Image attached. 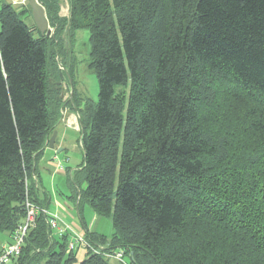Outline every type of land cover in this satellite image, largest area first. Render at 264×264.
Returning a JSON list of instances; mask_svg holds the SVG:
<instances>
[{
  "label": "trees",
  "instance_id": "trees-1",
  "mask_svg": "<svg viewBox=\"0 0 264 264\" xmlns=\"http://www.w3.org/2000/svg\"><path fill=\"white\" fill-rule=\"evenodd\" d=\"M38 1L53 34L23 19L29 3L0 9V233L23 224L27 198L47 206L38 162L69 102L85 154L73 202L115 228L85 224L104 251L79 264H264V0H69V18ZM81 29L97 103L74 88L64 101L56 59ZM69 243L42 214L11 262L74 264Z\"/></svg>",
  "mask_w": 264,
  "mask_h": 264
},
{
  "label": "rangeland",
  "instance_id": "rangeland-1",
  "mask_svg": "<svg viewBox=\"0 0 264 264\" xmlns=\"http://www.w3.org/2000/svg\"><path fill=\"white\" fill-rule=\"evenodd\" d=\"M3 0H0V9L2 7ZM26 4H28V1L26 0ZM60 15L62 17H70V6H69V0H61L60 3ZM23 19L28 24H33V20L30 17H23ZM51 28V27H50ZM51 34L54 33V29L51 28ZM90 30L89 29H81L78 30L75 34L73 42H69L66 40L64 51L66 54L59 55L57 57L58 65L60 66V63L65 60V66L68 68V70L71 73V78H69V81L64 79L63 81V91H64V101H68L69 99H72V89L74 88L76 96L75 99L78 103H84L86 101H93L94 103H97L99 101V92H100V85L99 80L96 71L90 66L91 63V42H90ZM36 36H38V32H36ZM61 69H63L62 66H60ZM88 99V100H87ZM70 106L72 107V104L69 102H66V104L62 107L61 114H63L66 111V107ZM79 113V112H78ZM80 115V114H79ZM79 115H76L78 117V123H79ZM77 121V120H76ZM83 161V156L80 155L77 157V159L74 160V163L72 162L70 167H77L80 165ZM40 175L42 179L41 186L45 187L47 190L48 195L50 197L54 198L55 201V191L54 189H58L59 184V178L55 180H52L50 174L41 173ZM72 194V193H71ZM59 199L62 197L60 195ZM69 196V195H67ZM71 198L74 197V194L70 196ZM63 203V202H62ZM65 202L64 204H66ZM72 206L76 209H72L71 216H66V221L69 224H76L77 226L81 227L80 229V236H85V228L84 225L86 224L88 228H90V232H93L95 235H105L107 237H111L114 232L115 228L113 225V219L110 216H102L97 215L94 210L85 203H81L80 210L77 209V205L74 202H71ZM70 203V204H71ZM52 213H55V211H51ZM56 237L59 238V236L56 235ZM10 235L6 232L0 233V248L1 246L10 241ZM87 256V250H85L83 247H80L77 250V262L74 264H79L82 260H84ZM9 264H14V262H10Z\"/></svg>",
  "mask_w": 264,
  "mask_h": 264
},
{
  "label": "crops",
  "instance_id": "crops-1",
  "mask_svg": "<svg viewBox=\"0 0 264 264\" xmlns=\"http://www.w3.org/2000/svg\"><path fill=\"white\" fill-rule=\"evenodd\" d=\"M4 1L9 2L14 6L20 8H23L27 5L26 0H3V2ZM30 18H32V16H30ZM76 115H79V113L73 105L71 108L70 106L66 107V111L61 115L60 123L56 128V131H58V136L55 141V149H50L47 146L43 152L41 159L38 162V176L40 177V186L42 184L43 179L40 175V172L50 174L52 180H55L58 176V180L60 182L59 184L62 183L58 186V189H54L56 194L55 201L53 197H50V195H48L45 187H41L42 192L45 193V195L49 196V202L46 208L50 212L55 211L60 213L61 217L64 220H66V216L68 217L72 215V209H76L75 206L73 207L71 203L73 202V199L70 196L73 195L74 190L70 182V177L72 176L73 172L83 164L85 158L81 142L82 124L80 121L77 124ZM77 126H79V129L77 128ZM80 155L83 156L82 163L77 167H70L71 163H74V160L77 159V157ZM58 195H60L62 198L59 199ZM65 202L67 203L64 204ZM71 225H73L76 231L80 234L81 227L77 226L74 223ZM86 227L88 228L87 225ZM8 243L9 241L4 243L1 246L0 250Z\"/></svg>",
  "mask_w": 264,
  "mask_h": 264
},
{
  "label": "built area",
  "instance_id": "built-area-1",
  "mask_svg": "<svg viewBox=\"0 0 264 264\" xmlns=\"http://www.w3.org/2000/svg\"><path fill=\"white\" fill-rule=\"evenodd\" d=\"M76 120L78 124V117H76ZM77 128L79 129V126H77ZM33 178L35 182L38 183V178L36 177V175H34ZM42 214L47 217V224L49 225V228L51 229L53 234L57 236H63L70 233V250H76L80 247H83L91 249L95 253H102L104 251V247L93 246L84 237L80 236L74 226L64 220L61 217L60 213H52L46 207L38 206L32 203L27 198L25 220L23 224L18 227L17 231L12 235L11 242L5 245L0 250V264H9L13 259L19 257L28 232L36 227L37 219ZM111 257L118 261L124 262V252L122 250H116L111 255Z\"/></svg>",
  "mask_w": 264,
  "mask_h": 264
},
{
  "label": "water",
  "instance_id": "water-1",
  "mask_svg": "<svg viewBox=\"0 0 264 264\" xmlns=\"http://www.w3.org/2000/svg\"><path fill=\"white\" fill-rule=\"evenodd\" d=\"M27 1L29 3V8L31 9V16L39 32L42 35H50L52 30L49 25L45 7L38 0ZM57 136L58 131L55 130L48 141V147L50 149H55V141Z\"/></svg>",
  "mask_w": 264,
  "mask_h": 264
}]
</instances>
